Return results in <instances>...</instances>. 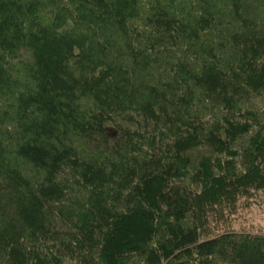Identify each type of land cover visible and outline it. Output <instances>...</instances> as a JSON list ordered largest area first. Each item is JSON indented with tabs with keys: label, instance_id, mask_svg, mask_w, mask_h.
Returning <instances> with one entry per match:
<instances>
[{
	"label": "trees",
	"instance_id": "trees-1",
	"mask_svg": "<svg viewBox=\"0 0 264 264\" xmlns=\"http://www.w3.org/2000/svg\"><path fill=\"white\" fill-rule=\"evenodd\" d=\"M264 0H0V264H264Z\"/></svg>",
	"mask_w": 264,
	"mask_h": 264
},
{
	"label": "rangeland",
	"instance_id": "rangeland-1",
	"mask_svg": "<svg viewBox=\"0 0 264 264\" xmlns=\"http://www.w3.org/2000/svg\"><path fill=\"white\" fill-rule=\"evenodd\" d=\"M243 218H238L235 223L236 229L252 227L256 231L264 233V208L262 210L250 209L249 212H244Z\"/></svg>",
	"mask_w": 264,
	"mask_h": 264
}]
</instances>
